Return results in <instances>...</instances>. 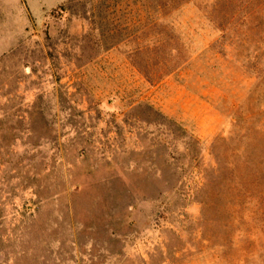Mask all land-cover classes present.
Masks as SVG:
<instances>
[{"label":"rangeland","instance_id":"obj_1","mask_svg":"<svg viewBox=\"0 0 264 264\" xmlns=\"http://www.w3.org/2000/svg\"><path fill=\"white\" fill-rule=\"evenodd\" d=\"M69 1L0 0V264H264V0Z\"/></svg>","mask_w":264,"mask_h":264},{"label":"trees","instance_id":"obj_2","mask_svg":"<svg viewBox=\"0 0 264 264\" xmlns=\"http://www.w3.org/2000/svg\"><path fill=\"white\" fill-rule=\"evenodd\" d=\"M75 2V0H70L69 2L63 4L61 6L62 11H69L71 9V7L73 6V3ZM217 171H221V163L220 166H218V168H216ZM224 170H225V166H224Z\"/></svg>","mask_w":264,"mask_h":264}]
</instances>
